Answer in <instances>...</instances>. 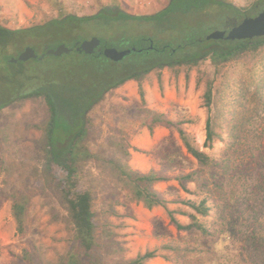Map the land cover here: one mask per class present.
I'll use <instances>...</instances> for the list:
<instances>
[{"label":"rangeland","instance_id":"obj_1","mask_svg":"<svg viewBox=\"0 0 264 264\" xmlns=\"http://www.w3.org/2000/svg\"><path fill=\"white\" fill-rule=\"evenodd\" d=\"M229 1L236 6H247L254 0ZM8 2L7 6L0 4V25L15 29L41 23L62 12L79 16L92 15L106 5H116L131 14H149L160 10L168 0ZM192 21L195 20L191 15L182 18L178 14L170 16L168 23L180 26ZM199 21L191 34L200 37H205L215 29L231 27H227L231 25L229 19L214 17L209 20L207 13ZM206 23L213 27L206 28ZM81 28L76 31L80 36L75 43L97 37L115 48H121L126 39L137 43L145 38L140 44L148 47L169 43L173 46L186 37L183 31L157 29L150 21L107 22L96 18ZM71 40L67 39L66 43L69 44ZM13 50L8 47L9 53L13 54ZM179 52L173 50L174 54L183 56L186 48L179 49ZM41 53L38 48L37 54ZM120 61L118 73L151 62L148 54L139 50L131 52ZM89 64L85 54L70 52L59 57L48 56L38 65L44 78L53 80L52 88L61 113L81 105L84 101L82 92L88 90L92 93V90L106 82L109 64L105 62L104 66L98 67ZM33 65L25 64L23 67L29 70ZM215 72L217 70L210 60H202L191 67L153 70L142 82L146 108L164 113L173 121L184 120L182 128L191 135L198 148L218 162V166L209 174L212 183L208 192L188 193L178 184L176 176L197 168L198 164L183 147L175 128L156 126L149 133L139 113L141 103L137 82L129 80L110 90L104 100L89 112L93 121L90 130L91 147L105 145L108 138H116L120 134L119 130H124L122 137L127 138L129 143V165L134 170H154L168 178L154 183L152 187L169 201V209L192 212L178 202L183 199L198 201L208 197L207 202L212 207L210 213L206 217L198 216V219L209 230H218L217 236L225 226H230L233 234V237L227 238L225 245L217 242L216 236L204 238L186 231L178 232L170 223L165 208L154 207L149 210L141 203L128 202L123 196L117 195L116 199L122 204L112 205L117 213L110 214L108 220L115 226V240L126 259L155 250L156 256L148 260L147 264H202L200 259L203 264H209L212 258L225 264H264V50L254 60L231 61L218 68L213 88V108L221 115L220 130L224 141L215 142L208 149L203 146L207 116L203 93L206 78ZM46 116V105L39 99H27L0 112V264H24L23 250L35 261L47 264L67 248L63 222L51 218L38 195L29 202L26 230L23 235L19 234L5 192L11 186L22 188L25 185V171L34 147L33 142L41 132L34 125ZM164 147L176 154V163L168 167H165L159 155L154 154ZM186 186L194 190L193 183L188 182ZM176 217L182 223L189 222L185 215L176 214ZM156 228H161L163 234L158 236ZM214 242H217L216 249L212 252ZM176 246L196 248L198 252L188 254L183 249L176 250ZM210 253L215 257H204Z\"/></svg>","mask_w":264,"mask_h":264},{"label":"trees","instance_id":"obj_2","mask_svg":"<svg viewBox=\"0 0 264 264\" xmlns=\"http://www.w3.org/2000/svg\"><path fill=\"white\" fill-rule=\"evenodd\" d=\"M263 9L264 0H254L247 6H236L229 0H168L160 10L149 14H131L120 10L116 5L114 7L106 5L92 15L79 16L62 12L30 26L9 29L0 25V112L27 99H39L47 109V116L39 124L34 125L41 132L33 142L34 147L25 171V185L22 188L11 186L5 191L19 234L25 233L28 205L31 198L37 195L41 197L42 205L49 210L51 218L63 222L67 248L54 261L47 264H147L148 260L154 258L155 250L145 251L134 258L123 257L115 240V226L108 220L110 214L117 213L112 205L122 204L116 199L117 195L123 196L128 202L141 203L149 210L154 207L165 208L170 223L178 232L186 231L204 238L216 236L217 242L225 245L228 242L227 238L233 237L230 226H225L224 230L220 229L217 236L218 230H209L198 219V216L206 217L210 213L212 207L207 202L208 197H202L198 201L183 199L178 202L190 208L192 212L169 209L167 206L169 201L152 187L154 183L168 178L157 171L140 172L129 165V143L127 138L122 137L124 130H119L118 137L108 138L105 145L91 147L90 130L93 121L89 117V112L104 100L110 90L129 80L137 82L141 103L139 113L149 133H152L156 126L175 128L183 147L198 164L197 168L176 176L178 184L188 193L208 192L212 183L209 174L218 166V162L198 148L191 135L182 128L184 120L173 121L164 113L146 108L142 82L151 71H161L165 67L171 69L180 66L191 67L202 60H210L218 72V68L228 62L256 59L264 50V36L243 40H207L198 34H191V30L197 28V22H200L199 18L204 13H207L209 20L214 17L229 19L231 24L227 25L229 27L244 17L255 16ZM178 14L182 18L191 15L195 21L188 24L185 22L180 26L169 24V17ZM96 18L107 22L150 21L157 29L179 30L181 33L183 31L186 37L173 46L170 43L153 45L155 49L140 44L145 38H141L137 43L124 40L126 43H122L121 48H116L126 49L134 46L137 50L140 49V52L148 54L151 61L148 64L133 66L125 72L118 73V64L121 61H111L97 51L94 54H85L91 63L89 65L98 67L104 66L105 62L109 64L107 80L92 90V93L88 90L82 92L84 101L81 105L61 113L52 88L53 80L44 78L38 66L46 57L52 55H47L42 60L29 59L16 63H12L10 58H16L27 46L32 47L36 53L38 48L44 52L46 48H55L61 43L74 48L75 41L80 36L76 33L77 29L81 30L84 24ZM204 26L208 29L213 27L207 23ZM67 39L73 40L67 44ZM101 45L112 46L104 41H101ZM8 47L15 49L13 54L8 52ZM183 48H186L183 56L173 53V50H176L180 54L179 49ZM72 52L78 53L74 49ZM25 64H34L33 69H24ZM217 72L213 76L208 75L203 93V102L207 110L203 146L208 149H211L215 142L224 141L220 130L221 115L213 108V88ZM154 154L159 155L165 167L176 163V154L166 147L156 150ZM188 182L194 184V190L187 188ZM176 214L187 216L189 222L182 223ZM156 231L158 236L163 234L161 228L160 230L156 228ZM217 242H214L212 252L216 249ZM166 247L173 249L170 246ZM182 249L188 254L198 252L196 248L176 246V250ZM204 257L210 259L209 257L215 255L210 253ZM23 258L24 264H45L40 260L35 261L26 250H23ZM199 261L203 264V260ZM209 264L225 263L212 258Z\"/></svg>","mask_w":264,"mask_h":264},{"label":"water","instance_id":"obj_3","mask_svg":"<svg viewBox=\"0 0 264 264\" xmlns=\"http://www.w3.org/2000/svg\"><path fill=\"white\" fill-rule=\"evenodd\" d=\"M264 36V9L255 16L244 17L238 24L231 26L227 29H215L209 32L205 39L207 40H243L253 39ZM101 40L97 37H91L89 39L76 42L74 48L66 46L64 43L57 45L55 48H46L41 54H37L30 46L25 47L16 58H10L12 63L17 61H27L29 59L42 60L47 55L55 57L62 56L63 54H69L74 49L78 53L94 54L96 50L100 48ZM153 48V45H150ZM137 51L136 47L126 49H117L113 46H104L101 48L100 54L108 58L111 61L118 62L131 52Z\"/></svg>","mask_w":264,"mask_h":264},{"label":"flooded vegetation","instance_id":"obj_4","mask_svg":"<svg viewBox=\"0 0 264 264\" xmlns=\"http://www.w3.org/2000/svg\"><path fill=\"white\" fill-rule=\"evenodd\" d=\"M131 47H132V46H131ZM131 47H130V48H131ZM101 48H103V45H100V48H99L98 50H96V51H97L98 53L101 52ZM147 48H149V49H155L154 46H153V48H150V45H149ZM147 48H146V49H147ZM138 50L140 51V49H138ZM96 51H95V52H96Z\"/></svg>","mask_w":264,"mask_h":264},{"label":"crops","instance_id":"obj_5","mask_svg":"<svg viewBox=\"0 0 264 264\" xmlns=\"http://www.w3.org/2000/svg\"><path fill=\"white\" fill-rule=\"evenodd\" d=\"M9 0H0V4H3L4 6H7V3Z\"/></svg>","mask_w":264,"mask_h":264}]
</instances>
